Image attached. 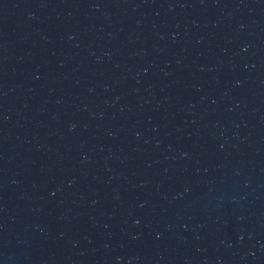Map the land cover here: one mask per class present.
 I'll list each match as a JSON object with an SVG mask.
<instances>
[{"label":"water","instance_id":"water-1","mask_svg":"<svg viewBox=\"0 0 264 264\" xmlns=\"http://www.w3.org/2000/svg\"><path fill=\"white\" fill-rule=\"evenodd\" d=\"M0 264H264V0H0Z\"/></svg>","mask_w":264,"mask_h":264}]
</instances>
